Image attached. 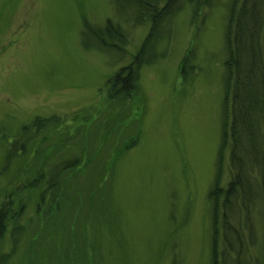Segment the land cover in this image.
Returning a JSON list of instances; mask_svg holds the SVG:
<instances>
[{"label": "rangeland", "instance_id": "1", "mask_svg": "<svg viewBox=\"0 0 264 264\" xmlns=\"http://www.w3.org/2000/svg\"><path fill=\"white\" fill-rule=\"evenodd\" d=\"M233 1L187 2L152 29L137 0H0V264L263 262L257 194L248 219L227 213L249 225L243 250L230 233L213 257ZM122 71L129 96L110 93Z\"/></svg>", "mask_w": 264, "mask_h": 264}, {"label": "trees", "instance_id": "2", "mask_svg": "<svg viewBox=\"0 0 264 264\" xmlns=\"http://www.w3.org/2000/svg\"><path fill=\"white\" fill-rule=\"evenodd\" d=\"M150 1L137 0L139 7L145 11L144 14L152 17V29L153 24L158 21L157 16L166 14L167 11H173L187 2L207 3V0H168L165 8L158 12L156 9L159 0H152L153 4L155 3L152 8H150ZM107 30L111 33L110 27H107ZM153 34L154 32L151 31V38ZM149 41L145 42L146 48ZM226 43L228 59L225 65L227 71L225 117L219 151V168L224 169L225 153L228 152L232 181L226 192L222 193L220 178L211 194L215 233L212 240L213 257L216 261L219 260V255L224 257L223 252L218 253L220 239L223 243L226 242L224 238L229 242L227 234H234L239 242L238 248L243 250L242 244L246 241L247 228H249L247 223L244 224L241 221L237 227L230 220L232 216L227 213L237 209L242 219L244 217L248 219L253 212L251 208L256 194L264 204V0L233 1ZM86 47L89 49L87 45ZM124 73L122 71L109 81L110 93L131 95L135 78L130 73L124 77ZM42 122L44 124L47 120ZM257 138L259 141L261 138L262 141L258 142ZM254 158H259L260 165L257 173L256 167L250 165L252 162L250 159L255 160ZM73 167L69 166L64 170ZM23 210L24 207L17 215H21ZM12 216V219H15V215ZM6 219L7 215L0 212V242L6 233L4 222ZM239 264L245 263L240 261ZM257 264H264V258L262 263Z\"/></svg>", "mask_w": 264, "mask_h": 264}]
</instances>
